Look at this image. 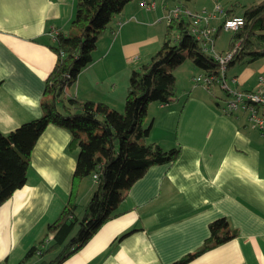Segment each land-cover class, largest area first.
<instances>
[{
  "label": "crops",
  "instance_id": "crops-1",
  "mask_svg": "<svg viewBox=\"0 0 264 264\" xmlns=\"http://www.w3.org/2000/svg\"><path fill=\"white\" fill-rule=\"evenodd\" d=\"M259 1L132 0L99 37L91 62L66 95L123 110L130 70L157 49L151 48L157 36H140L141 30L164 21L160 44L167 25L164 15L176 5L212 12L218 4L222 12L210 20L217 26ZM142 2L155 7L146 10ZM75 4L0 0V133L41 116L44 80L56 61L50 47L55 35L68 33ZM227 49L215 44L218 52ZM200 71L191 60L177 67L171 102L150 103L143 122L152 124L148 142L179 149L176 161L150 166L131 186L117 214L61 264H172L200 248L209 236L208 224L220 218L237 230V237L186 264H264V135L244 115H224L218 90L194 87L192 77ZM260 74L264 56L227 70L244 89L253 88ZM68 141L65 130L48 125L31 151L25 184L0 205V264H19L64 207L76 155L66 151ZM95 186L91 177L80 182L77 211ZM50 241L51 235L40 248Z\"/></svg>",
  "mask_w": 264,
  "mask_h": 264
},
{
  "label": "trees",
  "instance_id": "trees-1",
  "mask_svg": "<svg viewBox=\"0 0 264 264\" xmlns=\"http://www.w3.org/2000/svg\"><path fill=\"white\" fill-rule=\"evenodd\" d=\"M131 1L76 0L68 33L55 35L50 47L56 61L44 80L41 116L8 133H0V205L25 184L31 151L48 125L65 130L69 135L66 151L76 153L64 207L57 218L47 224L41 241L26 251L19 264L35 256L42 258L38 264H61L117 214L131 186L150 166L175 162L178 148L164 150L147 141L152 126L143 124L148 105L171 102L175 95L173 71L185 60H191L208 73L217 72L216 63L200 51L189 34L188 21L179 16L166 25L159 49L147 62L130 70L122 112L102 102L68 97L67 88L91 62L97 40ZM241 17L243 26L232 32L228 49L238 40H241V48L228 67L264 56V0L244 8ZM88 177L96 186L78 216L79 184ZM208 231L209 236L200 248L172 264H186L238 235L225 218L210 222ZM49 235V245L41 249Z\"/></svg>",
  "mask_w": 264,
  "mask_h": 264
},
{
  "label": "built area",
  "instance_id": "built-area-1",
  "mask_svg": "<svg viewBox=\"0 0 264 264\" xmlns=\"http://www.w3.org/2000/svg\"><path fill=\"white\" fill-rule=\"evenodd\" d=\"M141 6L146 10H152L153 2H142ZM222 12L219 5L215 4L213 11L201 9L191 12L180 5L174 6L165 15L164 20L168 24L171 19L181 16L189 24V34L196 40L200 51L210 57L217 65L216 73H208L201 70L192 77L194 87H199L207 92L218 90L222 94V106L224 115H244L249 126L264 135V74L256 77L253 88L244 89L239 86L236 76H227L228 65L241 48V40L223 52L215 50L216 34L222 31L234 32L243 26L241 16H229L222 19L219 25H210V20Z\"/></svg>",
  "mask_w": 264,
  "mask_h": 264
},
{
  "label": "rangeland",
  "instance_id": "rangeland-1",
  "mask_svg": "<svg viewBox=\"0 0 264 264\" xmlns=\"http://www.w3.org/2000/svg\"><path fill=\"white\" fill-rule=\"evenodd\" d=\"M218 5V4H217ZM220 7V6H219ZM227 18V17H226ZM163 27H164V21L161 22V23H156V24H153L151 26H148L146 27L144 30H141L140 31V36H150V37H154V36H157V41L154 43V41H152V46L151 48L157 46L156 50L154 51V53L159 49V46H161L159 44V37L161 35V33L163 32ZM232 32H229V31H220L219 35H218V38L215 42L216 44V49L217 48H224L226 49L227 46H228V43H229V35H231ZM150 48H148L149 50ZM118 82H119V79H118ZM127 83H128V79H127ZM120 112H122V109L120 110ZM80 212H81V207L79 208V210L77 211V214L80 215ZM48 256H45V259H47ZM36 262H40V259L39 257H33L30 261V263H27V264H33V263H36Z\"/></svg>",
  "mask_w": 264,
  "mask_h": 264
}]
</instances>
